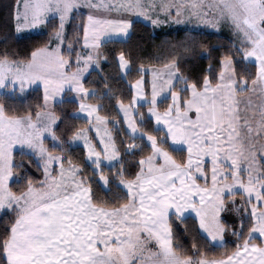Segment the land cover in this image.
I'll use <instances>...</instances> for the list:
<instances>
[{"label": "snow or ice", "instance_id": "1", "mask_svg": "<svg viewBox=\"0 0 264 264\" xmlns=\"http://www.w3.org/2000/svg\"><path fill=\"white\" fill-rule=\"evenodd\" d=\"M77 17L87 55L72 40L64 46ZM140 17L175 24L185 35L168 55H157L163 63L138 65L129 102L116 98L122 118L110 119L102 104L88 102L96 89L85 87L84 74L99 64L101 46L126 38ZM222 23L238 38L235 51L221 57L218 72L209 64L201 76L185 75V55L198 46L211 55L194 33ZM49 24L48 41L24 57L0 50V92L14 97L35 86L43 96L34 113L22 115H10L0 101V210L11 213L0 226V264H264V0H12L0 39ZM116 58L127 76L132 62L125 51ZM66 93L79 108L59 115L51 105ZM78 119L86 125L77 127ZM110 124L126 127L114 132ZM80 142L91 173L66 155ZM146 148L131 172L125 156ZM189 212L206 240L223 244L231 230L235 247L209 257L194 239L187 254L172 219ZM226 213L236 214L231 225Z\"/></svg>", "mask_w": 264, "mask_h": 264}, {"label": "trees", "instance_id": "2", "mask_svg": "<svg viewBox=\"0 0 264 264\" xmlns=\"http://www.w3.org/2000/svg\"><path fill=\"white\" fill-rule=\"evenodd\" d=\"M12 0H0V21L4 20L7 15V5L11 4ZM80 23V18L72 20L66 26V36L64 40V46L67 45L69 40H72L75 44L76 49H82V37L83 29L82 26L77 30L74 25ZM55 24H49L45 29L38 33H30L18 36L12 34L8 39H0V50L7 48L9 51L18 53L19 56L24 57L29 54L34 47L39 46L48 41L50 34L53 32ZM10 31V29H9ZM79 31L80 40H76V33ZM0 35H3L0 32ZM185 32L178 31L172 27L167 26H153L142 19H137L133 24V28L124 39H113L104 43L101 51V63L99 68L91 69L84 75L85 87L89 89H96V95L89 96L88 101L92 103H100L103 105L100 109L101 115H107L110 119L115 117L117 119L122 118V113L116 109V98L119 97L128 103L131 98V82H134L141 75L136 71L138 65L143 62L146 65H158L163 63V59L158 60L156 57L166 56L170 53V49L180 40L184 38ZM197 36L199 43L207 46L208 55L204 49L199 46L191 53L185 55L180 63L181 70L185 75H189L191 78H196L204 74V71L208 68L209 64L213 66L215 72L219 71V61L225 54H231L235 51L233 48V39L231 35L226 32L216 31L212 29H206L199 33H194ZM53 39V37H52ZM120 51H125L126 55L132 62V71L127 76H122L121 69L118 67V60L116 54ZM106 57V59H105ZM237 66L240 67V57H236ZM248 63V66L254 70V65ZM75 67V64H73ZM144 89L148 91V81L145 79ZM107 92V94H105ZM115 93V95H111ZM111 96V98H110ZM42 90L36 89L35 87L26 90L25 93L16 94L14 97H7L0 92V101L6 103L7 111L11 114H24L31 110L33 113L36 111L37 105L42 103ZM168 101H161V107L166 106ZM146 104L143 106L141 111H145ZM52 108L59 115H63L64 112H72L78 109V102L69 96V93L64 94L62 103H54ZM147 119V116L145 117ZM77 127H83L87 121L84 119H78L73 121ZM153 123V121H152ZM114 132L117 128H124L125 125L113 126ZM64 124L61 123L57 130V133L63 131ZM93 139L97 140L93 132H89ZM120 135H125L123 131ZM119 143V140L117 141ZM127 142V141H126ZM47 144H51V139L45 141ZM148 149L146 148L144 153L137 152L135 155L125 156V166L131 172H135L139 168L138 159L141 154H147ZM19 158V153H16ZM66 155H72L75 162L85 165L88 173H91V167L84 160L85 150L81 146H73ZM179 155V154H178ZM114 167H119L115 165ZM32 174L37 178H41V173L35 168V161H33V167L31 168ZM105 172H110L108 165H105ZM128 173H126L127 175ZM94 186L97 191L103 195L100 187L94 182ZM14 190H18L16 185H13ZM11 213L5 214L3 211L0 212V226L7 216ZM172 226L175 234V238L181 243L184 248L189 251L187 254H191V245L193 240L205 250L209 257L221 256L226 251H231L235 247L237 242L236 236L232 240H227L221 245H215L205 239V236L200 232L198 221L192 215H185L182 220L172 219Z\"/></svg>", "mask_w": 264, "mask_h": 264}, {"label": "rangeland", "instance_id": "3", "mask_svg": "<svg viewBox=\"0 0 264 264\" xmlns=\"http://www.w3.org/2000/svg\"><path fill=\"white\" fill-rule=\"evenodd\" d=\"M137 19H142V20H144V18H142V17H140V18H137ZM162 20H163V18H161ZM145 21V20H144ZM145 22H147V21H145ZM46 27V26H45ZM45 27L44 28H42L41 30H35V29H32V30H23L21 33H19V34H16V35H18V36H21V35H24V34H30V33H38V32H41V31H43L44 29H45ZM209 29H211V28H209ZM212 30H214V29H212ZM216 31H222V32H226V33H229L230 35H231V38L233 39V42L235 43V44H239V41H238V38L236 37V35L234 34V32H233V30H232V28L229 26V24L228 23H222L221 25H220V27H219V29L218 30H216ZM58 41L55 39V37H53V39H52V43H53V45H55L56 43H57ZM92 65H94V67H96L97 66V64H92ZM91 69V66L89 67V69H88V71ZM87 71V72H88ZM87 72H85V74L87 73ZM121 73H122V70H121ZM84 74V75H85ZM33 87H35V86H33ZM76 99V101L78 102V108H79V99L78 98H75ZM89 102V101H88ZM92 103V102H91ZM53 106V103H52V105H51V107ZM147 107H148V105L146 104V109H147ZM146 109H145V112H146ZM146 116H147V114H146ZM153 123H155V121L153 120ZM126 126V125H125ZM94 129L92 130V132H93V134H94ZM96 139L98 140V137H96ZM75 146V145H74ZM79 146H81V147H83V144H82V142H80V144H79ZM85 150V149H84ZM105 163V165H108L110 162H108V161H105L104 162ZM227 166V165H226ZM211 167V165L209 164V168ZM209 182H210V175H209ZM2 210H0V212H1ZM186 215H192V216H194L195 217V213L194 212H189L188 214H186ZM225 216H226V218H227V221H228V223L231 225L232 223H233V216H235L236 214L235 213H226V214H224ZM196 218V217H195ZM198 221V220H197ZM236 223H237V225H238V221H236ZM198 226H199V222H198ZM200 232L202 233V230H200ZM203 234V233H202ZM204 235V234H203ZM233 237V234H232V232H231V230H229L228 232H226L225 233V238H224V242L225 241H227V240H232V239H234V238H232ZM234 237H235V235H234ZM209 240V242H211L212 244H215V245H221V244H219L218 242H213V241H211L210 239H208ZM223 242V243H224Z\"/></svg>", "mask_w": 264, "mask_h": 264}, {"label": "crops", "instance_id": "4", "mask_svg": "<svg viewBox=\"0 0 264 264\" xmlns=\"http://www.w3.org/2000/svg\"><path fill=\"white\" fill-rule=\"evenodd\" d=\"M161 18H163L164 19V17L163 16H161ZM144 21V20H143ZM147 23H149V24H151L150 22H147ZM152 25V24H151ZM167 26V27H172V28H174V29H177L178 28V26L177 25H175V24H161V25H157V26ZM115 39H124V38H122V37H117V38H115ZM113 40V39H112ZM82 41H83V37H82ZM81 51H82V53L84 54V55H87V52H84V50H83V48L81 49ZM101 55H100V62H99V64L96 66V67H94V65H90L91 66V69H96V68H99V66H100V63H101ZM90 69V70H91ZM89 70V71H90ZM145 79H147V81H148V91H147V93L150 95V93H151V73L149 72V73H146L145 74ZM42 90V89H41ZM145 90V89H144ZM69 96L71 97V98H73V99H75L74 98V96H73V94H71V93H69ZM76 100V99H75ZM169 100H170V95H169ZM54 103H56V102H53V104Z\"/></svg>", "mask_w": 264, "mask_h": 264}]
</instances>
